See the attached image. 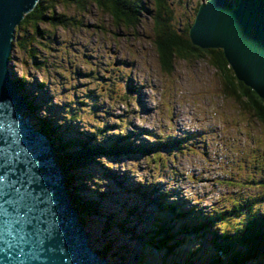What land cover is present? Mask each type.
Listing matches in <instances>:
<instances>
[{"label": "rangeland", "instance_id": "rangeland-1", "mask_svg": "<svg viewBox=\"0 0 264 264\" xmlns=\"http://www.w3.org/2000/svg\"><path fill=\"white\" fill-rule=\"evenodd\" d=\"M168 1L173 9L171 22L181 27L194 17L199 3ZM151 4L145 0V9H151ZM56 10L84 26H41L45 33L27 45L34 49V58L11 45L8 68L12 78L23 82L22 93L32 103L28 116L33 126L48 119L61 138L89 139L92 145L109 146L108 138L115 134L134 137L137 144L150 143L153 138L148 134L170 136L181 144L174 155L162 156L158 162L140 154L97 156L99 164L91 163L82 172L93 180L85 182L82 197H92L96 189L108 190L114 191L115 204L129 202L123 188L155 181L154 195L163 196L160 207L188 211L186 219L213 216L233 203L260 197L264 191L258 183L264 175V125L223 94L222 77L209 57L174 58L167 73L158 61L148 14L142 12L137 26L127 28L93 5L82 14L73 7ZM106 169L115 182L106 178ZM108 206L103 210L118 208ZM259 207H264V201L254 203V209ZM146 212L133 235L122 236L113 229L103 233L100 218H87L85 229L92 249L110 243L108 255L114 257L107 259L110 264H184L192 252L202 263L212 253L210 234L219 235L237 224L226 216L222 221L213 220L203 236L188 238L189 234L175 233L168 243L174 246L167 253L135 239L154 236L155 222L169 223L175 231L182 221H169L168 211L148 208ZM131 226L127 222L126 229Z\"/></svg>", "mask_w": 264, "mask_h": 264}, {"label": "trees", "instance_id": "trees-1", "mask_svg": "<svg viewBox=\"0 0 264 264\" xmlns=\"http://www.w3.org/2000/svg\"><path fill=\"white\" fill-rule=\"evenodd\" d=\"M181 2V0H178ZM235 3V0H231ZM145 0H38L34 8L23 16L19 25L16 27L12 46L20 48L26 52L29 58L35 57V51L27 45L33 43L34 37H39L45 31L41 26L47 25L57 28L81 27L84 26L80 21L73 17H68L62 12H57L58 7H73L76 13L82 14L86 9L93 5L96 9L107 14L117 25L127 28H134L139 22L141 13L148 14L153 24V44L156 49L157 57L161 69L170 73L174 58H202L209 57L211 65L219 72L222 77V91L226 97H232L241 108L250 112L258 122L264 125V101L259 99L249 88L235 80L230 69L227 67L219 50H199L191 46L187 39V29L192 23V18L181 27L172 24V7L168 0H151V9L146 10ZM198 5V4H197ZM193 10V15L196 11ZM172 21V22H171ZM12 57L9 56V61ZM38 68V66H36ZM15 89L27 100V113L32 111V103L26 98L23 92V82L20 79L12 78ZM36 128L43 133L53 149L56 162L61 167L64 174V183L68 191L71 205L79 214V220L86 225L87 218L91 216L102 220V232L107 233L114 230L116 234L122 236L126 233L133 235L134 227L140 222V216L146 215V209H156L168 211L171 216L169 221L181 220L178 229L165 222H155L152 232L154 236L146 238L139 236L135 240L138 243L145 242L146 245L154 249H165L170 253L173 245H168L174 239V234H189L190 237L203 236L208 233L213 220L222 221L226 216H230L237 221L231 230H221L219 235L210 234V247L212 253L206 257L204 262L198 263L195 252H192L184 260V264H264V207L254 209V203L264 201V191L259 198H253L240 203H233L223 211H216L215 215L186 219L188 211H174L169 205L160 207L162 195L156 193V182L140 181L132 189L123 188L128 192L129 202L117 203L113 201V194L108 190H95L92 197L85 198L80 195L85 188V182L93 181L87 179L82 172L91 163L99 164L96 157L117 158L129 154H140L150 162H158L162 156L174 155L180 148V142L173 137L164 138L149 135L151 142L137 144L134 137L120 134L109 137V146L101 144L92 145L88 141L74 139H63L52 127L48 119H42L36 124ZM110 169H106V178L115 182ZM86 180V181H85ZM264 189V175L258 182ZM118 188L120 183H116ZM116 205L113 211L103 210L109 208L108 205ZM168 217V216H166ZM242 217V218H241ZM134 218V219H133ZM228 220V219H227ZM127 222L132 226L126 229ZM216 231L219 227H216ZM88 234V233H87ZM89 236V235H88ZM90 243V242H89ZM91 245V243H90ZM110 243L95 250L100 257L114 258L108 255ZM126 254V252H123ZM120 256H123L122 253ZM121 259L120 257H118ZM115 264V262H114ZM120 264V263H117ZM177 264V263H172Z\"/></svg>", "mask_w": 264, "mask_h": 264}, {"label": "water", "instance_id": "water-1", "mask_svg": "<svg viewBox=\"0 0 264 264\" xmlns=\"http://www.w3.org/2000/svg\"><path fill=\"white\" fill-rule=\"evenodd\" d=\"M198 1L189 44L219 50L235 80L264 101V0ZM37 2L0 0V264H110L92 249L8 68L15 29Z\"/></svg>", "mask_w": 264, "mask_h": 264}]
</instances>
